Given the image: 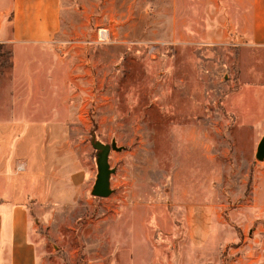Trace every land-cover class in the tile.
<instances>
[{"label": "rangeland", "instance_id": "1", "mask_svg": "<svg viewBox=\"0 0 264 264\" xmlns=\"http://www.w3.org/2000/svg\"><path fill=\"white\" fill-rule=\"evenodd\" d=\"M63 6L52 43L0 46V120L48 107L24 112L18 166L40 264H264V0ZM17 54L44 79L15 92ZM98 143L118 148L107 198Z\"/></svg>", "mask_w": 264, "mask_h": 264}, {"label": "crops", "instance_id": "2", "mask_svg": "<svg viewBox=\"0 0 264 264\" xmlns=\"http://www.w3.org/2000/svg\"><path fill=\"white\" fill-rule=\"evenodd\" d=\"M63 10V0H0V46L15 49L52 43L62 29ZM24 57L17 54L14 58L11 85L15 92L34 86L35 83L25 86L26 80L33 75L44 79L40 71L27 74L26 70H18L19 63H31ZM15 104L16 101L8 104L5 109L12 113L0 120V264H40L35 240L36 225L30 208L36 204L37 190L28 180L29 176L26 175V183L23 182L22 171H19L23 167L18 166L26 150L20 149L26 143L25 126L29 119L24 112H41L48 107L21 101L23 115L20 114L21 119H18L14 113ZM43 122H39V128ZM3 127L16 128L17 133L11 134Z\"/></svg>", "mask_w": 264, "mask_h": 264}, {"label": "water", "instance_id": "3", "mask_svg": "<svg viewBox=\"0 0 264 264\" xmlns=\"http://www.w3.org/2000/svg\"><path fill=\"white\" fill-rule=\"evenodd\" d=\"M95 148L100 153L97 160L98 176L92 194L97 198H107L112 194L111 176L114 173L109 163L110 153L112 150H118V148L116 145L110 146L101 143L96 144ZM256 157L258 160H264V138L259 144Z\"/></svg>", "mask_w": 264, "mask_h": 264}]
</instances>
